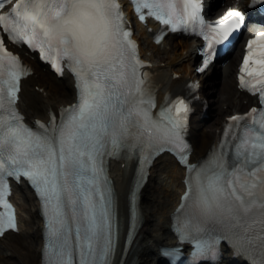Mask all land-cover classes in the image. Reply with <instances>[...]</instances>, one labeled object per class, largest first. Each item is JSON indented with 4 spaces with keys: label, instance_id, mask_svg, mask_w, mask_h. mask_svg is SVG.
I'll use <instances>...</instances> for the list:
<instances>
[{
    "label": "snow or ice",
    "instance_id": "1",
    "mask_svg": "<svg viewBox=\"0 0 264 264\" xmlns=\"http://www.w3.org/2000/svg\"><path fill=\"white\" fill-rule=\"evenodd\" d=\"M131 2L141 21L147 15L172 31L199 28L207 42L200 72L217 46L245 22L243 12L229 10L206 24L200 0ZM5 3L11 0H0V9ZM252 5L264 7V0H252ZM0 28L13 43L39 49L61 74L66 61L78 89V102L62 110L59 123L53 116L49 125L37 121L38 130L30 128L15 107L28 69L0 37V237L18 230L7 197L9 178L23 177L42 201L46 264H112L115 210L105 158L138 150L139 183L145 166L168 150L190 174L176 232L182 243L193 246L191 264L215 261L222 244L248 264H264V32L248 41L240 68V86L258 94L262 107L231 116L224 132L236 141L235 163L228 164L222 142L219 151L196 166L188 162L183 137L189 106L177 99L154 118L155 100L145 87L144 64L118 0H15L9 12L0 13ZM162 254L180 255L178 249Z\"/></svg>",
    "mask_w": 264,
    "mask_h": 264
},
{
    "label": "bare ground",
    "instance_id": "2",
    "mask_svg": "<svg viewBox=\"0 0 264 264\" xmlns=\"http://www.w3.org/2000/svg\"><path fill=\"white\" fill-rule=\"evenodd\" d=\"M137 33L141 42V53L144 58L152 63V70L155 73V90L159 97L164 95L176 96L183 94L185 84L190 74L193 72V41L165 40L163 46L155 47L151 43L152 33L148 34L145 28L138 26ZM166 45L168 48H166ZM34 70L32 77L22 83L19 107L26 115L27 121L33 118L48 120L52 113H58L61 104H70L75 100V91L71 79H56L53 82L47 81L46 77L51 74L43 71L29 61ZM177 69V70H176ZM233 63L226 66L225 71L218 79L217 86L220 92V105L227 104L234 107L236 112L241 109L238 100L231 101V79L230 72ZM178 71H183V75L177 79ZM37 75L38 81H35ZM204 85L203 93L205 97L211 95L208 87L211 81L216 78L208 75L200 76ZM39 88H43V93H39ZM53 94V96H52ZM214 117L212 127L204 129L199 120L194 118L191 127V139L194 143L192 161L197 160L205 154L212 146H216L219 139V132L223 125V112ZM226 113V111H225ZM135 164L125 158L112 163L110 174L114 180L117 193L118 210L121 220V228L124 234L127 229L128 201L126 195L130 189ZM184 172L171 158L160 156L157 158L149 171L146 185L140 192V211L142 215L141 227L127 253V258L135 256V264H162L163 260L158 254L159 245H174L175 239L169 230V215L179 202V193L184 190L182 183ZM15 193L19 195L18 216L19 235L8 233L0 239V264H40L41 240V218L36 209L37 202L25 186H17ZM33 208V210H32ZM21 212L29 215L28 219L21 217ZM36 225V228L30 226ZM243 264L240 258L231 259V254L223 257L219 264Z\"/></svg>",
    "mask_w": 264,
    "mask_h": 264
},
{
    "label": "rangeland",
    "instance_id": "3",
    "mask_svg": "<svg viewBox=\"0 0 264 264\" xmlns=\"http://www.w3.org/2000/svg\"><path fill=\"white\" fill-rule=\"evenodd\" d=\"M214 100L217 101L218 100V95H214ZM247 106H244L243 109H245ZM242 109V110H243ZM234 109H231V111H233ZM218 115L221 113L220 111H217ZM213 123V120H209L208 122H206L205 124H203V127L206 128V127H210ZM33 226V225H32Z\"/></svg>",
    "mask_w": 264,
    "mask_h": 264
}]
</instances>
